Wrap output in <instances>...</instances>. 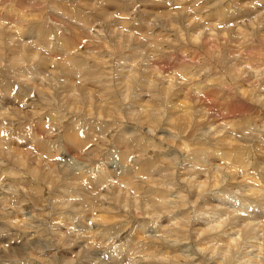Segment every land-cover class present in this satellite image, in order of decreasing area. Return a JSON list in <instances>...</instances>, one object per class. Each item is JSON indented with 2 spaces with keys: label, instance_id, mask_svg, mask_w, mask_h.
Masks as SVG:
<instances>
[{
  "label": "clouds",
  "instance_id": "9594fccd",
  "mask_svg": "<svg viewBox=\"0 0 264 264\" xmlns=\"http://www.w3.org/2000/svg\"><path fill=\"white\" fill-rule=\"evenodd\" d=\"M16 2L0 264H264V0Z\"/></svg>",
  "mask_w": 264,
  "mask_h": 264
},
{
  "label": "bare ground",
  "instance_id": "6f19581e",
  "mask_svg": "<svg viewBox=\"0 0 264 264\" xmlns=\"http://www.w3.org/2000/svg\"><path fill=\"white\" fill-rule=\"evenodd\" d=\"M27 5V0H17L16 2V7L18 9H20L21 11L23 10V8ZM151 8V6H150ZM56 37L55 35H53V38ZM225 196H228L227 193H225ZM229 199L232 201V203L236 204L237 206H239V202L234 198V197H229ZM160 221H154L153 222V227H158L160 225ZM164 223H166V221H164ZM111 252L113 255H119V251L121 250V248L123 247L122 241L120 238L118 237H114L111 241L108 242Z\"/></svg>",
  "mask_w": 264,
  "mask_h": 264
},
{
  "label": "rangeland",
  "instance_id": "374dc122",
  "mask_svg": "<svg viewBox=\"0 0 264 264\" xmlns=\"http://www.w3.org/2000/svg\"><path fill=\"white\" fill-rule=\"evenodd\" d=\"M149 7H150V6H149ZM52 39H53V40H55V39H56V37H54V38L52 37Z\"/></svg>",
  "mask_w": 264,
  "mask_h": 264
}]
</instances>
